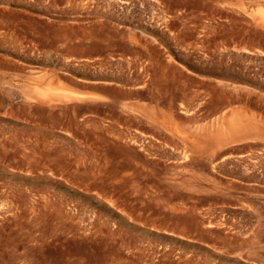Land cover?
<instances>
[{"label":"rangeland","instance_id":"obj_1","mask_svg":"<svg viewBox=\"0 0 264 264\" xmlns=\"http://www.w3.org/2000/svg\"><path fill=\"white\" fill-rule=\"evenodd\" d=\"M247 122L264 0H0V264H264Z\"/></svg>","mask_w":264,"mask_h":264},{"label":"bare ground","instance_id":"obj_2","mask_svg":"<svg viewBox=\"0 0 264 264\" xmlns=\"http://www.w3.org/2000/svg\"><path fill=\"white\" fill-rule=\"evenodd\" d=\"M242 123H243V121H242ZM240 128L241 129H245L246 132H253L254 130H256L258 134H261V136H264V125H263V123L261 124L259 122L258 124H256V122L255 123H253V122H247L244 125L240 126Z\"/></svg>","mask_w":264,"mask_h":264}]
</instances>
